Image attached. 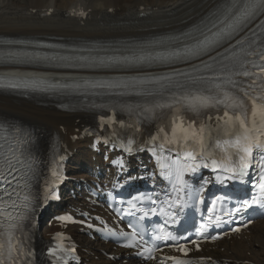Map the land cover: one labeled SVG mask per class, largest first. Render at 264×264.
Listing matches in <instances>:
<instances>
[{
	"label": "snow or ice",
	"instance_id": "1",
	"mask_svg": "<svg viewBox=\"0 0 264 264\" xmlns=\"http://www.w3.org/2000/svg\"><path fill=\"white\" fill-rule=\"evenodd\" d=\"M264 6V0H249L242 9L233 12L232 8L220 16H217L211 22V26L205 25L204 29L199 30V36H192L189 34L190 39L193 41L190 45H185L183 54L193 59H198L203 55H208L210 52L219 48L220 46L233 40L240 32L247 27L250 18L258 7ZM75 14V13H74ZM79 15H85L80 12ZM264 32V22L257 25L253 29L250 36L236 40L235 44H231L226 52L230 54L225 56L223 53L221 61H216V57H210L214 62L220 64V71L224 73L223 76L216 75L214 77H200L201 82L213 81V87L197 91L195 94L185 95L174 101L170 105L157 104L152 107H146V113H154L155 109H162L165 107L171 108L182 100L183 108L185 111L191 112L196 118H190L186 121L183 116L177 114L173 117L170 123V132L161 127L158 129L157 135L152 137L153 141L160 140V147L165 145H172L183 143L185 147L191 142V150L185 151L184 157L189 163L185 168L191 172H196L200 168V164L195 163L197 157L200 156L204 159V153L210 148L213 151L209 156L215 153V149H221L225 155L218 163L216 159L211 160V165L205 163L203 167L211 166L213 171L221 170L229 175L225 177L228 180H239L244 184L248 181L245 177L249 176V169L255 166L259 169L258 180L254 187L258 189L259 196H254L250 201H240V207L235 209L236 212L247 211L253 205H257L260 209L264 210V40L259 39V33ZM180 52H173L171 55L179 56ZM63 59V58H62ZM140 59H143L141 57ZM223 59L229 60L230 64H223ZM205 69H212V64L204 62ZM181 75H187L181 73ZM164 79H168L164 77ZM218 81V82H217ZM197 81H192L195 84ZM85 83H88L85 81ZM8 87H19L18 84H9ZM69 85H59V87H68ZM56 87V85H52ZM209 110H213L215 116V128L212 124L206 121H199L201 116H206L207 120H212L213 116L209 114ZM223 110V114L218 113ZM105 121L102 120V123ZM213 132L217 135L214 138ZM234 137V139H224L222 142L219 136ZM215 139L214 147L210 145L209 140ZM129 141L127 150L131 151V144ZM234 148L236 151L233 154H228L227 148ZM233 156L236 159H233ZM258 157V159H257ZM55 175V173H54ZM178 181L183 184L180 176L177 177ZM218 181L223 183L220 176L217 177ZM180 191V189H176ZM10 195V194H9ZM25 201L29 199L27 195L23 198ZM223 199L217 197V200ZM203 203V201H201ZM216 201H213L215 206ZM27 205H25L26 207ZM12 207L17 205L13 202ZM135 207V205H133ZM212 211V209H209ZM147 215V213H145ZM9 219H16L11 213H7ZM61 220L68 219L61 217ZM211 219V217H209ZM219 218H217L218 221ZM251 221H249L250 223ZM219 227V223L216 222ZM15 227V225H10ZM247 227V224L244 225ZM239 227L234 228L233 231L238 232ZM162 235H157L154 239L164 241H177L184 239V237H177L167 231L161 229ZM200 235H204L202 232ZM218 236H212L211 239L215 240ZM208 239V237H205ZM192 243H196L193 241ZM126 247L135 246L131 241ZM4 245L0 244V249ZM199 245L197 244V250ZM17 251L12 244V234L9 233L8 240V259L15 264V258L12 253ZM177 251L182 252L187 256L189 249L185 245H179ZM152 249H144L140 255H146V259H155L151 255ZM50 255H55V250L50 249ZM3 253L0 252V256ZM167 259L176 260V264H186L185 261L179 260L175 257H167ZM0 264H4V260L0 259ZM67 264V261H65ZM163 264V261H161Z\"/></svg>",
	"mask_w": 264,
	"mask_h": 264
},
{
	"label": "bare ground",
	"instance_id": "2",
	"mask_svg": "<svg viewBox=\"0 0 264 264\" xmlns=\"http://www.w3.org/2000/svg\"><path fill=\"white\" fill-rule=\"evenodd\" d=\"M224 0H0V35L24 36L41 39L51 36L57 41L75 39H94L108 37H123L134 35L159 34L177 28L189 26L213 6ZM249 3V0L246 1ZM79 7L88 11L87 18L80 20L71 16ZM179 65L154 66L145 69H127L116 71L83 70L63 68L55 71L25 70L22 68H0V75L7 76H42L56 82L96 80L110 73H121L123 78L141 73L144 77H157L173 71ZM0 115L19 117L35 124L42 130L43 146H46L50 133L58 137L67 135L77 119L89 115L84 112L64 111L55 105L38 104L35 101L24 100L15 96L0 94ZM84 141L74 145L68 142L70 148H76L71 161V173L84 176L96 173L91 161V153L86 150ZM144 158L139 157V162ZM100 165V163H99ZM99 242H91L82 238V246L89 248L93 254H98L96 248ZM223 257L245 258L253 260L254 264H264V221H257L245 239H233L225 242ZM249 250L250 255L242 250ZM92 256H89L91 259ZM241 264V263H239Z\"/></svg>",
	"mask_w": 264,
	"mask_h": 264
},
{
	"label": "rangeland",
	"instance_id": "3",
	"mask_svg": "<svg viewBox=\"0 0 264 264\" xmlns=\"http://www.w3.org/2000/svg\"><path fill=\"white\" fill-rule=\"evenodd\" d=\"M224 248V247H223ZM225 252V251H224ZM224 252L223 253H221V254H223L224 255Z\"/></svg>",
	"mask_w": 264,
	"mask_h": 264
}]
</instances>
